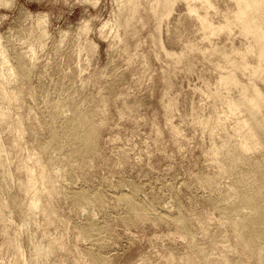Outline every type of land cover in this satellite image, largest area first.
Wrapping results in <instances>:
<instances>
[{"label": "rangeland", "instance_id": "obj_1", "mask_svg": "<svg viewBox=\"0 0 264 264\" xmlns=\"http://www.w3.org/2000/svg\"><path fill=\"white\" fill-rule=\"evenodd\" d=\"M7 1L0 0V35L10 53V63L17 67L19 80L11 86L21 89L20 98L12 104V116L21 115L26 130L20 138L11 121H5L10 124L3 123L9 132L2 127L3 135L9 133L4 135V141L10 140L5 145L14 154H9L13 166L18 165L16 155L26 156L29 148L41 151L49 164L58 163L62 192L52 200L58 214L54 220L48 223L40 213L35 216L36 222L47 224L29 220L27 226H22L28 213V201L19 189V175L23 178L24 174L19 167L18 174L13 173L12 162L0 166V193L8 201L4 210L8 220L0 218V264H34L27 259L33 253L29 239L33 231L39 240L49 231L44 239L49 242L58 237L63 240L59 247H65H57L58 256L52 253L42 264H80L83 258L82 264H162L164 260L163 264H171L166 259L174 253V257L186 253L200 257L207 252L209 257L205 256L210 258L220 256V249L230 252L229 256L235 261L237 258L239 264H264V235L255 236L248 253L239 255L233 245L237 231L242 232L244 226H232L233 218L252 217L254 210L244 197L254 192L256 181L264 185V147L249 153L248 159L239 160L236 168L228 169L221 166L222 160L227 162L223 155H219V160L211 152V145L216 139L220 142L224 132H212L197 118L204 106L205 110L208 108L207 112L202 111L204 114L214 108L212 98L204 92L206 83L214 79L211 75L216 74L211 62L199 51L176 61L161 48L159 40L153 39L161 31L163 37L169 32L168 40L164 38L166 45L181 48L171 35H175V29L180 33L178 21L173 22L178 11L170 24L174 30L170 31L166 23L162 24L164 28H158L159 18L152 11L150 0H140L139 17L134 19L132 29L122 33L121 27L119 32L125 34L120 39L110 33L117 39L111 42L105 37L110 27L101 26L115 17L112 12H118L120 0ZM179 5L181 16H186L182 19L189 25L191 20L183 13L186 9ZM41 15L49 32L44 46L39 45L42 41L36 36L41 30L38 32V26L35 30ZM28 16L33 20H27ZM82 24L86 29L80 30ZM184 24L180 26L182 33L186 27V31L194 30L189 31L191 35H200L192 25L189 28ZM101 30L106 31L105 35ZM194 34L192 37L199 36ZM238 35H234L235 44L240 42ZM86 39L97 46L96 53L92 48L88 50L93 54L86 52L90 57L86 50L78 49L81 45L87 49L90 41ZM33 42L37 43V50L26 54ZM110 42L112 48L117 43L115 49L111 50ZM79 52L81 57L76 54ZM0 80H4L2 75ZM203 96L208 97V103H204L207 101ZM87 112L89 119L78 125V133L69 120ZM16 138L20 143L17 147L12 144ZM259 168L263 174H254V182L246 174ZM7 169L16 173L11 180L4 175ZM16 238L23 251H17ZM18 252L31 261L24 262L26 259ZM17 257L22 259L18 261Z\"/></svg>", "mask_w": 264, "mask_h": 264}, {"label": "bare ground", "instance_id": "obj_2", "mask_svg": "<svg viewBox=\"0 0 264 264\" xmlns=\"http://www.w3.org/2000/svg\"><path fill=\"white\" fill-rule=\"evenodd\" d=\"M9 1L10 0H8L7 3H9ZM10 2L12 3V0ZM116 2H117V0H116ZM139 2H140V0L139 1H137V0H126V1L120 0V1H118V3H119V6H117L118 7L117 9H119L118 12H116V11H115L116 13L112 12V15L115 14L114 15L115 17H111L110 19L106 20L103 23V26H101L102 29L110 27L109 28L110 31L108 30V32H109L108 35L105 36L106 38H109V40L111 38L112 40H110V41L112 42L116 39V38L114 39L115 36L118 37L117 39L124 37L125 33L122 35L119 32L120 31L119 29H121V27H124V29L122 28V33L125 32V30H127L126 33H128V29H132L130 27H132L134 19L136 20V18L139 17L138 16V7L142 6V5L139 6L141 4V2L140 3ZM181 2H183V5L185 8L183 7V5H181L182 4ZM150 3H151L150 5L152 7L151 8L152 11H154L156 16H158V18H159L158 19L159 22L157 20V22L159 23V27L157 26L158 28H161L162 24L164 25V23H166L167 25L165 24V26L166 27L169 26V30L172 31L173 27H175V26L172 27L170 25L171 22L173 21L172 18L174 15H176L175 14L176 11H178V13H179V16H177L175 19L173 18L174 19L173 22H176V21H178V23L180 22L179 26H178V23L176 22L177 23L176 25L178 27V28L177 27L176 28L180 30V33L178 32V30L175 29V31H174L175 35L171 34V35L175 36L174 37L175 42L179 41V42H177V43H180V45L178 44V46L181 47V48H179V50L171 48L174 46L168 47L169 45L168 46L166 45V43H167L166 40H168L167 34L169 32H167L166 35H164V37H163V34H161V33H163L161 30H163V29L158 31L159 33L161 31L160 35L154 36V38H153L155 40L154 42L159 40L158 43L161 44V48H163V50L166 52V54L168 56L172 57L176 61H180V60H183L184 57L193 53L194 51H199L204 56L205 60H207V61L209 60L211 62V65L213 66V67L211 66L213 68V69L211 68V70H213V73L216 72L217 75L215 73H214L215 77H212V75H211V78H214L215 80L211 79V81L209 80L206 83V86L204 85L206 88L204 90V92L207 93L206 94L207 96H210L212 98L213 102H211V103L214 104V105L212 104L213 105L212 107H214V108L217 107L216 108L217 110L214 108L213 109L210 108V113H206L207 112L206 110H208V108L205 110V107H207V106H204V109H202V111L204 112V110H205L206 114L202 113V111H201V113L204 115H201V113L199 112L200 116L198 115L199 114L198 113L197 115L199 117H197V118H199V121L205 127H210L212 129V132H215L216 129L222 130V133L224 132L223 135L221 134L223 136V138L220 135L221 141L216 142V141H218L216 139L215 144L211 145L212 148L210 146V148H211L210 150L213 154H215V158L221 160V157L219 156L221 154V155H223V158H225L227 160L228 163L224 162L223 160L221 161L222 167H225V169L236 168L237 162L239 160L242 161L244 159H248L249 153H253V151H259V150H261V148L263 149V147H264V87L262 86V83H264V0H150ZM179 3H180V5H179ZM178 5L181 6L180 9H182V7L184 9H186V12H184L185 11L184 10L183 13H186L187 18L191 20L189 25H187L188 23L185 22V20H183V19H185L186 16L184 14H183V16H185V17L181 16L182 10H181V12H179ZM124 10H127V12L126 11L124 12ZM28 13H27L28 15H32V14H30L29 11H28ZM178 13H177V15H178ZM27 14H25L24 16H27ZM39 15H40V13H39ZM43 15L40 16L41 18H38L39 16L37 15L38 16L37 18H38V20L40 19L39 20L40 22H41V20H45L42 17ZM30 18L32 19V17H29L27 20H29ZM45 18H47V17H45ZM38 20L36 22H38ZM173 22H172V24H173ZM39 23H36L38 25H36L34 23L36 25L35 30L37 31V26H38V32L41 30V33L40 32L37 33L39 36L38 35H36V36H37V40L42 41L39 45L44 46V41H47L45 36H47V38H48V34H47L48 29L46 28L47 29V31H46V29L44 28V25H43L44 22L43 21L41 22L42 24H39ZM158 23H157V25H158ZM181 23H185L187 27L192 25L191 27H193V29H196L197 31H199L200 35L194 34V33H192V35H191L189 31H191L192 29L189 27L190 28L189 31H186L188 29L184 30L186 28L185 26H184L185 28L183 29L184 32L182 33L181 32L182 28H180ZM29 24H30L29 26L32 25L31 23H29ZM41 25L43 26V28ZM194 25L197 28H194L195 27ZM82 26H83V24H82ZM182 26H183V24H182ZM87 27H88V25H87ZM164 27H162V28H164ZM170 27H171V29H170ZM84 28L86 29V27L83 26V28H80V30H82ZM31 29H32V27H31ZM113 29H115V31H116L115 33L112 32ZM84 31L85 30H83V32ZM101 31L103 32L104 30H101ZM166 31H168V29L164 30V32H166ZM31 32H33V31H31ZM80 32L81 31H79L78 34H80ZM192 32H194V30H192ZM82 33H81V36L83 35ZM104 33H106V31L103 32V35H105ZM110 33H112V35L114 34L115 36L113 37L111 35L113 37L112 38L109 35ZM185 33H187V34H185ZM195 33H198V32H195ZM236 33L239 34L238 37L240 36L239 37L240 42L237 41L238 44L240 43V45H238L237 43H236L237 44L236 45L234 43V41L237 40V39H234L235 38L234 35ZM84 34H86V33L84 32ZM193 34L199 35V36L198 37L197 36L192 37ZM31 35H33V34H31ZM171 35H170V38H171ZM1 36L2 35H0V76L2 75L4 77V80H0V156H1L0 157V159H1L0 160L1 161L0 166L1 165L6 166V164H8L10 162V160H13V158L12 157L10 158V155H9V154H13V153L11 152V149L9 150L5 145V142H8V144H9V141H10V140L6 141V139L4 141V138H6V137H4V135L6 133H4V135H3L2 130L5 127L4 130L7 131V129H8L7 125L9 124L7 122L5 123V121H8V120L11 121V123L14 127L13 129L17 130L16 134L18 135V133H19L18 136L20 138L23 136V133L25 132L26 129L24 130V121H23V117H21V115L15 114L16 117L12 116L13 115L12 114V104L15 100H18L20 98L21 89H19L20 86L17 87L18 85L16 87L11 86V83L13 85L14 81L19 80V79H17V75H16L17 74V67L15 68L14 64L10 63L11 59H8V58H10V53H7V51H6V50H8V48H4V45L2 42L3 37L1 38ZM83 36H82V38H83ZM85 36L86 37H84V38H87L88 35H85ZM108 36H110V37H108ZM165 37H166V40L164 39ZM78 40L79 39H77V41ZM82 40H84V39H82ZM86 40H88V39H86ZM88 41H90V40H88ZM122 41H124V40H122ZM86 42H85V44H86ZM116 42L119 43L120 40L116 41ZM171 42H173V41H171ZM175 42H173V43H175ZM78 43H80V40ZM87 43H89V42H87ZM94 44H96L94 41H93V43L90 41L89 45L87 46V49L82 48V45L79 44V45H81V47L79 46L80 48H78V49H79V51H80V49L81 50L83 49L82 52L84 50H86L84 52L88 53L89 48L95 49L97 47ZM116 44L113 45L114 46L113 48L111 47L112 43L109 44V46L111 45L110 46V48H112L111 50L115 49ZM175 44H173V45H175ZM36 45H37V43L33 42L31 44L29 50H26V54L29 51L32 54L35 53V50H37ZM178 46L176 45V48ZM76 47H77V45H76ZM83 47H86V46L84 45ZM117 47H119V45ZM124 47H125V45H124ZM126 48H127V45H126ZM93 51L95 52L96 49ZM85 53H83V54H85ZM87 53H86V56L88 55L89 57L91 54H93L92 51H89V53H91L90 55ZM128 53H129V51H128ZM158 53L159 52H157V54ZM7 54H9V57ZM76 54L81 57V55H79V54H81L80 52L76 53ZM131 54L132 53H130L129 56L132 57ZM134 54H136V53H134ZM143 56L145 57V54ZM157 56H160V55H157ZM208 79H210V78H208ZM14 86H15V82H14ZM201 86L202 85H200V87ZM198 88H199V86H198ZM199 89H201V88H199ZM201 91L202 90H200V92ZM206 97H204V99L207 102H204V103H208V97H207V99H206ZM167 102H169V101H167ZM96 106H98V105H96ZM218 106H219V109H218ZM55 108H58V105L56 103H55ZM97 109L100 110V108H98V107H97ZM93 110L96 111L95 108ZM87 113H85L84 115H82V114L77 115L76 117H73L72 119L69 120L70 124L77 130V132H78V129H77L78 125L81 122H87L88 121V119H89L88 115H90V114H89V112H87ZM201 116H203V117H201ZM3 123H5L7 125H3ZM175 126H176V124H175ZM2 127H3V129H2ZM6 127H7V129H6ZM9 129H8V132H9ZM211 129H210V131H211ZM12 131L15 132V130H12ZM177 131H178V129H177ZM215 134H218V133L216 132ZM219 134H220V131H219ZM6 135L9 136V133ZM10 136H12L14 138V135L10 134ZM12 137H9V138L12 139ZM12 144H13V146H16V147L20 146V143L17 141V138L15 140H13ZM11 147H9V148H11ZM21 148H23V147H21ZM24 148H23V150H24ZM29 149L28 150L26 149L27 150L26 152L28 153L26 156L23 155L22 157L20 156V158H19V156L16 155V157L18 158V161L19 160L20 161L18 163L16 158H14L17 161V163H15V164H18V165H14L15 168L13 166L14 163L11 161L12 166L14 168V169H12V170H14L13 173L17 172V174H18L17 167H19V170H21L24 174L23 175L24 177L21 178L22 175L20 174V171H19V174H20L19 175V177H20L19 182L20 183L17 181L19 183V187H20V188L19 187L18 188L22 191V195H24V197L28 201V205H27V212L28 213H27V216L22 223V226L29 224V220L31 222L35 220L34 221L35 223H39L40 221L36 222V219L38 217L35 218V216L37 214H39V215L43 214L42 216L45 217V220H47V221H49V220L51 221V219L53 218L54 215H55L54 217H57L56 216V215H58L56 213L57 208H56V210L54 209L55 204H53L52 200L54 198L57 199V196L60 195V193L62 192V190L59 186V182H58L59 181V174H60V166L58 165V163L57 164L53 163L54 165H52L50 163L51 164L50 165L46 161L45 158H44L45 160L43 159V156L41 155V151L33 150V148H31V150H29ZM23 153H24V151H23ZM1 168H2V166H1ZM6 168L7 167H4L3 169H6ZM8 169L5 170L4 175L10 176L9 178L11 180L12 177L14 175H16V173L13 174L12 171H10ZM256 173H258V175H261L260 173L263 174V170L261 168H259L258 170H255V171L250 170L246 175H248L250 177V179L251 180L253 179V181L255 182L256 180H254V178H252V177H254L253 175ZM7 176H5V177H7ZM10 180H8V181H10ZM13 180L16 181L17 178H16V180L13 178ZM253 181H251V183ZM11 183H12V181H11ZM255 183H256V185L253 183L255 186L252 185V186H254V192L251 194L245 195V197H244V200L246 201V203L250 204L252 210H254L253 214H251L252 217L246 218V216H244L241 219H239V218H233L232 219V226L235 229L237 228L239 223H243V226H244V230L242 232L237 231L236 241L233 245V250L238 252L239 255L241 253H244V252L249 250L250 244L255 241V236L264 235V185L257 183V181ZM20 190L18 192H21ZM1 195L2 194L0 193V218L2 217V219H4V217H6L5 216L6 211L4 212V210H5V208L8 207V201H7V199H5ZM55 201H54V203H55ZM40 213H42V214H40ZM54 219H52V220H54ZM6 220H8L7 217H6ZM13 221H14V219H13ZM13 221H12V224H14ZM47 221H44V222H46L45 224H47ZM50 221L48 223H50ZM44 222L41 221V223H39V224H44ZM20 228H21V226H20ZM22 228H24V227H22ZM41 228H42V225H41ZM43 230H42V232H44ZM27 232L29 235V231H27ZM48 232H47V235H46V231L43 234L46 235V237H47ZM34 233H36V232L33 231L32 236L31 235H30L31 237L29 236V239H31V241L33 243V248H32L33 253L31 255L32 257L27 256V259L30 258L34 262V264H40V263L42 264L43 262H46L45 260L47 259V257L49 255H53L52 253L56 254L57 249L63 247V245H62V247H59L63 243V240L61 241L58 237L53 238L51 235V237H52L51 238L49 235V237L51 239H49V242H47L48 239L47 240L44 239L46 237L43 236L44 238L41 237V238H43L42 240L44 242H47V243H44L42 240H39L38 237H37L38 240H36L37 238L33 236ZM17 238L14 241V243H15L14 245H16L15 247H17L16 249H18L17 251H20L21 249L23 251V247H21L22 245L20 244L19 239H17ZM216 247L220 248V247H218L217 244H216ZM63 248H65V247H63ZM200 252L203 253L202 250ZM239 252H241V253H239ZM246 253H248V252H246ZM246 253H244V255ZM19 254L21 255V253H19ZM22 254L23 255H21L20 257L24 256L22 258L26 259L25 254L23 252H22ZM166 254H165V256H166ZM172 254L173 253H171V255ZM174 254L172 256L169 255L170 258H169V256H168V258L170 260H168V258H167L166 261L172 262L171 264H205V263L207 264V262H210V263L212 262L211 264H239L237 262V258L235 257L236 261L234 259H232L233 257L231 258L229 256L230 252L227 253L226 250H224V249H220V254L218 253L220 256H217L218 258L211 256L213 259L216 258V260L214 259L212 261H209V259L211 257L207 258V257H209L207 255L209 253L206 252V254H202V255L200 254L201 255L200 257H202L204 255V258L206 257L205 255H207L206 260L204 258H202V260H205V262L201 260V258L199 257V255L197 253L196 254H197L198 258H200V260H198L195 253H193V254L196 257H193L194 255H192V253H191L192 256L189 255L188 253H186V255H184L185 254L184 253L183 257H181L179 254L178 256H180V259L177 255L174 257ZM56 256H58V254H56ZM18 257H19V255H18ZM18 257H17V259H18ZM83 257H84V255H83ZM87 257L88 256H86L85 259H87ZM241 257H243V255ZM22 258H19V259L21 260ZM175 258L177 260H179L178 263H177V260ZM239 258L240 257L238 256V260H239ZM19 259H18V261H19ZM27 259L24 262H30L31 261V260L27 261ZM83 259H81V260L84 261ZM61 260H62V257H61ZM81 260H79L80 264H82ZM87 260H89V262H90V259H87ZM47 261H48V259H47ZM242 261L243 260L241 258L240 262H242ZM62 262H63V260L61 261V263ZM164 262H165V260H164ZM90 263L93 264L94 262L91 261ZM167 263H169V262H167ZM242 263H240V264H242ZM156 264H158V263H156Z\"/></svg>", "mask_w": 264, "mask_h": 264}]
</instances>
